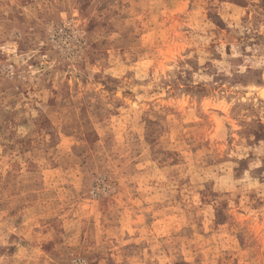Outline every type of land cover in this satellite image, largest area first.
I'll use <instances>...</instances> for the list:
<instances>
[{
	"label": "rangeland",
	"instance_id": "obj_1",
	"mask_svg": "<svg viewBox=\"0 0 264 264\" xmlns=\"http://www.w3.org/2000/svg\"><path fill=\"white\" fill-rule=\"evenodd\" d=\"M0 264H264V0H0Z\"/></svg>",
	"mask_w": 264,
	"mask_h": 264
}]
</instances>
